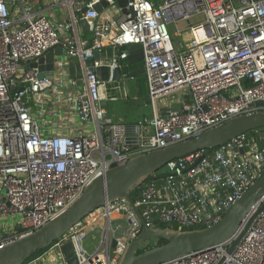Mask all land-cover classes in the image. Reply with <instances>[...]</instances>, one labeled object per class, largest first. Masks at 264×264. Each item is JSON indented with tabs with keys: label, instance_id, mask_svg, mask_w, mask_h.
Instances as JSON below:
<instances>
[{
	"label": "built area",
	"instance_id": "built-area-1",
	"mask_svg": "<svg viewBox=\"0 0 264 264\" xmlns=\"http://www.w3.org/2000/svg\"><path fill=\"white\" fill-rule=\"evenodd\" d=\"M102 1L107 5L98 12L94 5ZM58 8L66 19L53 23L45 12ZM81 19L90 34L88 45L79 36ZM179 21L187 23L188 38L169 32L168 23ZM64 31L71 37L63 42ZM61 42L64 52L83 65L81 86L68 100L81 123L95 126L93 132L44 135L31 113L28 99L51 82L30 64ZM130 44L142 47L150 105V117L136 124L134 143L125 140L126 125L100 105L104 81L95 68L101 62L86 65L108 45L119 48L111 67L118 65L114 60H125ZM177 92L189 93L191 102L162 117L159 100ZM259 110H264V0H126L123 6L118 0H0V218L10 219L7 234L0 229V247L44 225L111 166ZM263 169L264 146L245 133L167 162L161 170L169 175L148 180L133 202L148 227L209 226ZM263 203L264 195L242 225ZM96 210L100 214L94 215ZM96 210L24 264H45L47 257L66 264L60 247L67 241L77 264H119L141 224L125 200ZM113 218H125L128 228L112 249ZM95 226H103L102 232L88 254L82 241ZM240 229L211 249L160 264H264V209L228 252Z\"/></svg>",
	"mask_w": 264,
	"mask_h": 264
},
{
	"label": "water",
	"instance_id": "water-1",
	"mask_svg": "<svg viewBox=\"0 0 264 264\" xmlns=\"http://www.w3.org/2000/svg\"><path fill=\"white\" fill-rule=\"evenodd\" d=\"M118 3L123 6L126 0H118ZM105 5L107 3L102 1L101 4L94 5V8L100 12L102 6ZM84 11L85 7L81 9V12ZM80 23L87 30L86 21L81 19ZM55 56H61L59 46L39 57L30 66L37 68L41 77H47L45 72L48 71L51 76L49 77L52 78L54 69L58 68ZM142 58L141 45L130 44L127 48L125 62L128 65L138 64ZM86 64L91 66L92 61L87 60ZM95 72L99 78L105 79L102 67H96ZM143 72L142 66L135 72L124 74L123 77L129 79ZM121 74L120 67L113 68L112 79L119 78ZM177 101L167 108H160V115L167 117L170 111H179L183 104L191 102V95L189 93L182 94L180 100ZM126 127L129 136L125 140L127 143H134L136 141V124L126 125ZM259 128H264V110L238 114L196 136L134 155L124 164L111 166L86 184L80 195L67 208L52 217L44 225L2 245L0 247V264H24L38 251L49 248L88 214L105 203L116 200L127 201L141 224L140 231L128 243L119 264H160L184 254L205 251L230 238L241 227L228 247V252L232 251L245 235L254 217L264 209L263 203L242 225L243 219L251 207L264 195V169L254 183L229 207L220 220L202 228L174 229L162 226H146L138 208L134 205L131 191L135 186L144 183L150 176H154L156 179L168 176V172L161 169L171 160L193 152L219 147L237 136ZM103 224L105 225V221ZM102 227L95 226L85 233L82 246L88 254H91L98 245ZM109 227L112 230L110 246L113 249L116 245V239L121 238L123 232L128 228V221L125 218H113L110 220ZM160 240L164 242L159 244ZM147 241H150L151 244H147ZM60 248L66 264H77L70 241L63 243Z\"/></svg>",
	"mask_w": 264,
	"mask_h": 264
},
{
	"label": "crops",
	"instance_id": "crops-1",
	"mask_svg": "<svg viewBox=\"0 0 264 264\" xmlns=\"http://www.w3.org/2000/svg\"><path fill=\"white\" fill-rule=\"evenodd\" d=\"M45 14L53 23H58L66 19L65 10L63 8L49 10L45 12ZM61 35L63 41L71 37V32L64 31L61 32ZM89 35V32L83 27L79 29L80 39L86 45L90 42ZM58 46L61 49V56H55V61H57V64L58 62H62L61 69L59 66L57 69H54L52 78H50V72H45L51 84L43 89L37 96L28 99L31 113L35 115L42 130V134L44 135H72L93 132L95 126L91 123H81L73 112L71 103L68 100L81 86L84 71L83 65L79 58L69 56L64 52L62 42L48 51L56 49ZM118 50L119 48H113L109 45L104 46L100 51H96L93 57L88 60H91L92 63L96 61L101 62L100 67H102L103 75L104 70H108V75H104L105 79L100 78L104 81V86L101 90L102 100L100 101V105L105 110L106 115L111 117L112 120L120 121L125 125H134L150 117V105L147 103L146 81L145 85L140 83L141 77H145V74L143 72L137 74L133 78L124 79V74L135 72L143 65L142 61L138 64L128 65L125 60L121 61L115 59L114 61L118 63V65L111 67L114 58L113 55H115ZM57 51L59 53V49ZM117 67H120L122 74L119 78L112 79V70ZM173 102L175 101L166 100L161 103V108H167ZM176 102L178 101L176 100ZM101 222L102 220H99L95 225ZM45 264H53L52 258L47 257Z\"/></svg>",
	"mask_w": 264,
	"mask_h": 264
},
{
	"label": "rangeland",
	"instance_id": "rangeland-1",
	"mask_svg": "<svg viewBox=\"0 0 264 264\" xmlns=\"http://www.w3.org/2000/svg\"><path fill=\"white\" fill-rule=\"evenodd\" d=\"M197 17H193L192 18V24L195 23ZM51 22V21H50ZM187 28H188V25L186 22H177V23H168V29H169V32L172 34V35H178L179 37H181L182 39H185V38H188L189 37V34L187 32ZM180 97V93L177 92V93H174V94H170L168 97H165L163 99H160L159 101L160 102H164L166 100H178ZM149 115V113H148ZM257 134L261 135L263 134V132H258ZM253 136V135H252ZM97 214H100V210H96V212L94 213V215H97ZM85 218V217H84ZM90 217L86 218V220H89ZM9 222H10V219H5V218H0V229L2 230L3 233H6L7 232V226L9 225ZM12 226V224H11ZM7 234V233H6ZM147 244H151L150 241H147ZM54 264H60V261L58 259H54Z\"/></svg>",
	"mask_w": 264,
	"mask_h": 264
},
{
	"label": "trees",
	"instance_id": "trees-1",
	"mask_svg": "<svg viewBox=\"0 0 264 264\" xmlns=\"http://www.w3.org/2000/svg\"><path fill=\"white\" fill-rule=\"evenodd\" d=\"M104 75L107 76L108 75V70H104ZM140 83L142 85H145V77H141ZM258 132H263V134L259 135L257 134ZM247 136H251L253 140H255L256 142H258L260 145L264 146V128H259V129H255L252 130L250 132L246 133ZM253 135V136H252ZM154 178V176H150L146 179V181L144 183H142L140 186H135L132 191H131V197L133 198V200H135L140 193V188L143 184H145L146 182H148V180ZM164 227V226H162ZM193 228H202V226L200 227H193ZM163 240L159 241V244L163 243ZM44 250L38 251L37 253H35L34 255H32L27 261L37 257L38 255H40Z\"/></svg>",
	"mask_w": 264,
	"mask_h": 264
}]
</instances>
